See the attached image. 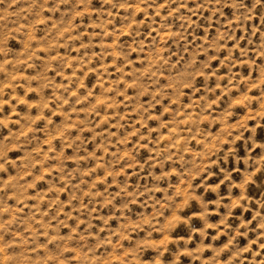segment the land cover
Masks as SVG:
<instances>
[{"label":"rangeland","instance_id":"1","mask_svg":"<svg viewBox=\"0 0 264 264\" xmlns=\"http://www.w3.org/2000/svg\"><path fill=\"white\" fill-rule=\"evenodd\" d=\"M0 264H264V0H0Z\"/></svg>","mask_w":264,"mask_h":264}]
</instances>
